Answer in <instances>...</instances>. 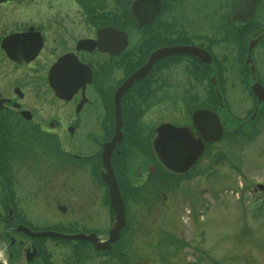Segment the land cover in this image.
<instances>
[{
	"label": "flooded vegetation",
	"instance_id": "af4514ba",
	"mask_svg": "<svg viewBox=\"0 0 264 264\" xmlns=\"http://www.w3.org/2000/svg\"><path fill=\"white\" fill-rule=\"evenodd\" d=\"M44 1L49 4V10L46 12H41V0H5L0 3V239L4 245V256L0 255V260L5 264H17L18 260L19 262L22 260L21 254L24 259L21 264H50L51 252L46 238L31 237L18 229L20 225H25L32 230L38 227H41V231L49 230L47 228L49 226L44 225L42 215L41 223L37 224L38 220L34 222L27 216L24 210L28 202L20 195L28 196L29 200V194H38L41 207L46 203L45 198H48V195L57 194L62 197L68 195L74 199L73 193L77 192L79 187V172L83 171L87 178L92 174L93 167L98 166L101 145L110 139L113 124L110 121V111L98 112L95 105L102 102V106L105 107L103 103L110 99L112 89L123 77L122 75L117 77V81L111 85L107 71L113 69L115 65L120 67L121 61L124 62L123 67L126 64L138 67L152 50L173 44L195 45L209 51L212 54L210 64L212 68L222 62L227 66L226 58L232 54L236 65L240 63L237 53V27L229 23L227 14L236 0H226L223 10L215 13L210 23V27H213L208 30L214 29L219 35L215 38L205 33V28L201 27V24L206 22L200 23L196 30L173 23L172 16L165 10L168 7L181 9L186 0H158L160 12L150 23L145 24H140L131 10L135 0H114L118 5V11L108 9L106 12L99 10L100 7L105 8L103 4L106 0ZM260 7L261 0H257L253 16L264 19V11L261 12ZM110 26L123 30L128 38L126 47L117 55L99 50L97 45L90 48V39H98V30ZM253 29L250 28V32ZM221 42L231 46L224 53L222 62L217 61L211 51L214 45ZM111 45L116 48L115 38L106 39L104 46ZM4 46L19 47L22 48V52L18 54L19 57H11ZM29 46L31 49L39 46V49L33 58L22 61L30 54V51L28 53L26 51ZM68 52L75 56L78 63L89 67L90 81L86 82L87 77L83 73L81 78L83 77L85 82L69 94V97H61L51 89L48 72L57 58ZM133 58L136 63L132 62ZM178 63L187 64L181 67L179 72H174L175 74H169V70L164 72V68L169 64L175 66ZM63 66L75 69L70 59L65 60ZM207 73L208 66L196 57L173 54L156 60L145 78L136 82L130 93L127 91L121 101L124 137L111 154L112 165L122 191L125 187L122 183L121 168L130 158L135 159L140 155V159H135L136 162L131 167L127 163L126 169L132 171L141 183L146 182L157 172L166 171L151 146L156 125L147 129V132L138 127L134 116L141 106L131 104L129 94L132 92L137 94L142 89L151 88L149 97L153 99L155 106L166 105L173 95L180 93H184L187 101L192 97L197 99L202 97L204 104L206 99L217 96L214 87L211 86V89L206 87ZM214 76L221 91L219 76L217 73H214ZM194 78L198 81L196 85H191L195 82ZM74 79L73 75L69 78L70 81ZM200 85L205 87V92L199 90ZM48 95L51 97L47 101L44 98ZM186 118L187 121H178L177 124H190L193 133L197 135L189 116ZM224 123L223 136L228 133L232 135V132L237 130L236 124L228 128L226 121ZM92 125L97 126L96 130L90 129ZM142 134L145 135L144 138ZM129 145L138 147L139 153L130 155ZM204 157L205 153L197 159L196 164L201 160L203 162ZM91 182L94 184L91 185ZM100 182L101 185L96 184L93 178L89 186L84 183L88 195L93 192V188L99 195H102L101 188L107 191L104 183L101 180ZM30 185L33 186L32 189ZM99 195L97 199L99 204H102L104 197ZM19 200H22L23 204ZM106 201L107 210L105 204H102L101 209L88 204L87 209L91 211L84 215L85 219L78 222L74 214H67L66 205L64 211H61L57 208L60 203H56L55 207L61 214L55 216L53 228L83 233L93 231L100 239L107 238L108 228L103 235L101 233L103 228L99 227L101 223L107 222V225L109 223L106 219L107 212L110 211L108 195ZM42 210L43 208L41 213ZM72 242L75 243L76 240L66 243ZM77 242L83 249H91L87 250L88 253L83 252L82 258H73L76 264H80L88 258L87 255L90 256L91 252L95 254L96 251L90 244L83 245V242ZM31 255V261H27L26 256ZM62 263L63 260H59L56 264ZM70 263L72 264V261Z\"/></svg>",
	"mask_w": 264,
	"mask_h": 264
},
{
	"label": "rangeland",
	"instance_id": "374dc122",
	"mask_svg": "<svg viewBox=\"0 0 264 264\" xmlns=\"http://www.w3.org/2000/svg\"><path fill=\"white\" fill-rule=\"evenodd\" d=\"M226 3V0H186L181 9L168 7L165 11L172 16L175 25L190 30H196L200 23L206 22L201 24V27L205 28V33L215 38L219 35L213 28L208 31L213 27H210V23L215 13L221 12ZM48 5L47 1L41 0V12L48 11ZM103 6L105 8L100 7V12H106L108 9L118 11V5L114 0H106ZM260 11H264V0H261ZM260 19L258 16L255 17L256 21ZM230 47L221 42L214 45L211 51L215 59L221 61ZM255 58L259 77L264 84V45L257 48ZM135 61L133 58L132 62L136 63ZM226 62L227 68L222 73L219 71L225 102L237 118H242L251 107V96L241 82V73L236 68L234 54L226 58ZM123 63L121 61L120 67L115 65L106 72L110 84L133 67V65L123 67ZM185 64L178 63L175 66L169 64L164 68V72L169 70V74H175L174 72H179ZM223 65L225 63L222 62ZM194 79L195 82L191 85H196L198 80ZM200 86L199 90L205 92V87ZM183 94L173 95L166 105L155 106L154 101L150 100L137 103L141 107L135 116V123L141 130L147 132V129L162 120L187 121L188 114L185 112H188L187 109L190 112L194 107L202 105V97L198 98L201 100L192 97L187 101ZM50 97L48 95L44 99L48 101ZM137 100L138 98L133 102L135 106ZM98 104L97 110L101 109L100 103ZM262 105L261 117L253 122V127H246L240 134L208 144L203 162L201 160L198 166L184 177L174 178L157 172L146 182L141 183L132 171L128 170L129 179L121 172L127 202V226L112 251L95 254L91 252V255H87L88 258L80 264H264V213L260 215L257 210L264 209V195L261 191L254 190L257 182L264 184V102ZM227 123L228 126L233 125L230 119ZM92 128L93 126L90 129ZM250 133L252 135L247 137L246 135ZM141 136L145 137L143 134ZM128 153L136 155L139 148L129 145ZM137 158L140 159V155L135 159ZM135 159L130 158L128 164L133 165ZM98 168L93 167L92 174L87 178L83 171H78L79 187L77 192L73 193L74 199L68 195L63 197L57 194L48 195L49 197L45 198L46 203L41 207L40 198L33 195L34 197H29L31 201H28L24 212L32 221L38 220L36 224L41 223L42 215L44 225L53 227L55 216L61 214L55 207L56 203L66 205L67 214H74L77 222L85 219L84 215L91 211L87 209L88 204L98 209L103 208L102 204H105L107 210L105 189L101 188L102 195H99L93 188V192L88 195V189L84 185L86 183L89 186L93 178L96 184L101 185L97 175ZM30 188L33 186L30 185ZM97 195L104 197L102 204H99ZM253 207L257 208L255 210L258 211V216L251 214L250 209ZM112 216L110 209L106 217L108 225L105 222L99 226L103 228L101 231L103 235L111 223ZM1 241L2 239L0 255L4 256V245ZM46 242L51 252L50 264H56L59 260H63L62 264H71V261L72 264H76L73 258H82V253H88L89 249H83L77 241L66 243L46 240ZM74 250L77 252L72 253ZM21 259L24 261L22 254ZM22 260L20 262H23ZM20 262L18 260L16 263L21 264Z\"/></svg>",
	"mask_w": 264,
	"mask_h": 264
},
{
	"label": "water",
	"instance_id": "95a60500",
	"mask_svg": "<svg viewBox=\"0 0 264 264\" xmlns=\"http://www.w3.org/2000/svg\"><path fill=\"white\" fill-rule=\"evenodd\" d=\"M255 3L256 0H237L232 11L230 12V21L234 24L246 23L253 12ZM131 10L135 15L137 21L140 24H145L150 22L153 19L154 15H156V13L159 11V1L135 0L131 5ZM141 18L143 20H141ZM256 32L259 34L257 37H255V39H252L253 36L249 37L246 62H251L250 50L252 46L257 42V40L264 36V26ZM97 36V40L90 39V48L94 47V45H97L99 50H107L110 53H117L127 43V34L123 30L115 29L112 27L99 29L97 32ZM112 38L116 39V48H113L114 46H104L106 39ZM4 48L6 49L7 53L11 56H17L15 52L21 50V48L19 47H13L12 49H10L9 47L4 46ZM38 49L39 46H35L34 51H37ZM33 53L34 52H32V54H30L27 58L24 59L29 60L33 58ZM171 53H189L201 57L202 60H209V56L205 51L191 45H171L155 49L150 52L145 62L140 67L135 69L131 74H129L114 92V134L110 141L103 143V150L101 154L102 163L100 170V176L108 186L110 206L115 212L112 225L108 230V239L105 241H98L95 233L66 234L54 231L32 232L28 228L22 227V229L26 233L32 236L51 235L55 238L60 239L80 238L91 241L95 249L105 250L112 248V243L119 238L120 230L126 225L125 206L123 203V199L119 193V188L110 160L111 151L113 150L115 144L120 141L122 137L120 97L122 93L133 83V81L147 74V72L150 70L153 63L157 59L162 58ZM64 59H71L72 65H75V69H72L73 71L68 70L67 72H60L64 61L58 60L53 64L49 71V83L57 95L61 97H69V94L73 93L77 88V84L75 85L71 83L69 78L72 75L74 77L78 76L80 82L83 84L85 80L83 77L81 78V75L84 73L88 78L90 75V70L86 65H81L80 63H78L77 59L72 54L64 55ZM251 89L257 96V102L260 103L262 99H264L263 86L258 81H254V83L251 85ZM256 109L257 108H255L254 112L251 114L250 119L255 116ZM192 118L194 121V125L197 131L199 132L198 137H194L192 135L189 127H177L170 123H164L157 127L158 135L153 140V148L163 165L168 170H171L174 173L181 174L189 170L194 165L196 159L203 152L204 143L217 141L221 137L223 131V126L219 121L217 114L211 110L198 109L193 112ZM257 186L261 189H264V185L262 184H258ZM31 256H29L27 259L30 260Z\"/></svg>",
	"mask_w": 264,
	"mask_h": 264
},
{
	"label": "bare ground",
	"instance_id": "6f19581e",
	"mask_svg": "<svg viewBox=\"0 0 264 264\" xmlns=\"http://www.w3.org/2000/svg\"><path fill=\"white\" fill-rule=\"evenodd\" d=\"M3 261L0 260V263H2Z\"/></svg>",
	"mask_w": 264,
	"mask_h": 264
}]
</instances>
